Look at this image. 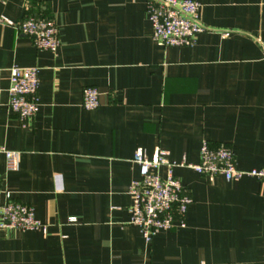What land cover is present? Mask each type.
<instances>
[{"label": "crops", "instance_id": "0c3cea01", "mask_svg": "<svg viewBox=\"0 0 264 264\" xmlns=\"http://www.w3.org/2000/svg\"><path fill=\"white\" fill-rule=\"evenodd\" d=\"M211 31L193 47L153 39L148 0H8L0 16L48 17L56 54L0 25V205L9 193L47 233L0 229V264H264V182L213 181L177 166L189 191L186 228L147 241L130 224L137 150L197 164L204 142L225 144L237 168L264 166V0H193ZM38 68L39 110L22 126L8 107L14 67ZM100 107H82L83 90ZM165 175L166 168L160 169ZM75 218V222L70 219Z\"/></svg>", "mask_w": 264, "mask_h": 264}, {"label": "built area", "instance_id": "2783aa9c", "mask_svg": "<svg viewBox=\"0 0 264 264\" xmlns=\"http://www.w3.org/2000/svg\"><path fill=\"white\" fill-rule=\"evenodd\" d=\"M8 0H0L6 4ZM202 5L193 0H148L147 14L153 28L154 41L165 48L193 47L200 34L211 31L201 20ZM0 25L13 28L19 34L33 40L39 51L56 54L61 46L60 29L56 21L48 17L27 16L14 22L0 16ZM40 76L38 68L11 69L7 107L22 126H29L35 118L39 102ZM2 89L0 88V99ZM82 107L94 111L100 107V92L88 86L83 90ZM19 153L0 145V160L6 161L8 171H16ZM140 168V179L133 182L130 194L133 199L129 209L130 224L140 229L147 241L161 230L186 228L188 209L193 204L189 191L174 174L177 166L190 168L200 176L213 181L223 177L227 182L246 177L264 182V166L258 169L240 170L234 151L225 144L217 146L204 142L197 164H175L167 152L158 148L152 158L143 150H137L133 159ZM166 168L165 175L160 169ZM75 222V218L70 219ZM47 226L36 218L33 207L16 202L6 194V202L0 205V229L41 231Z\"/></svg>", "mask_w": 264, "mask_h": 264}]
</instances>
